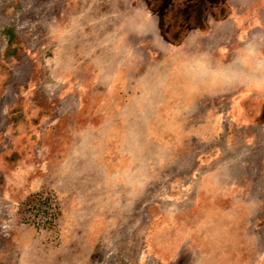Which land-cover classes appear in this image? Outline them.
<instances>
[{"label": "rangeland", "instance_id": "1", "mask_svg": "<svg viewBox=\"0 0 264 264\" xmlns=\"http://www.w3.org/2000/svg\"><path fill=\"white\" fill-rule=\"evenodd\" d=\"M226 19L0 0V264H264V73Z\"/></svg>", "mask_w": 264, "mask_h": 264}, {"label": "crops", "instance_id": "2", "mask_svg": "<svg viewBox=\"0 0 264 264\" xmlns=\"http://www.w3.org/2000/svg\"><path fill=\"white\" fill-rule=\"evenodd\" d=\"M222 5L226 9V31L242 32L236 48L243 53L252 49L262 67L259 71L264 73V0H222Z\"/></svg>", "mask_w": 264, "mask_h": 264}]
</instances>
